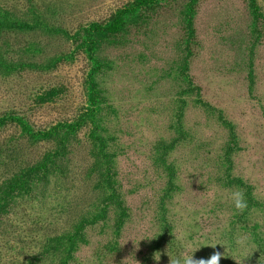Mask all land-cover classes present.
<instances>
[{"label": "rangeland", "instance_id": "rangeland-1", "mask_svg": "<svg viewBox=\"0 0 264 264\" xmlns=\"http://www.w3.org/2000/svg\"><path fill=\"white\" fill-rule=\"evenodd\" d=\"M200 243L264 257V0H0V264Z\"/></svg>", "mask_w": 264, "mask_h": 264}, {"label": "clouds", "instance_id": "clouds-1", "mask_svg": "<svg viewBox=\"0 0 264 264\" xmlns=\"http://www.w3.org/2000/svg\"><path fill=\"white\" fill-rule=\"evenodd\" d=\"M231 199L233 201V205H234L235 209H237V210L242 211L247 206L246 200L244 198V194L241 191L237 190V191L232 192L231 193ZM201 245H212V244L200 243L192 249L190 254L185 255V254H183V252H180L171 258L169 257L170 264H219V260L222 256V253H219V252H214L207 259H193V257H192L193 251L198 249ZM253 250H251L249 253L243 254L241 256L240 260L237 261L238 264H240V262H242V260L244 258L248 257ZM153 258L155 260H158L159 256L153 257ZM255 264H264V257H262L260 255V258L255 261Z\"/></svg>", "mask_w": 264, "mask_h": 264}]
</instances>
